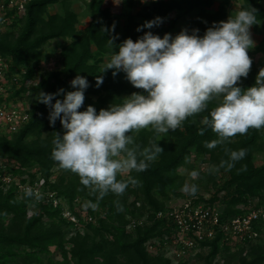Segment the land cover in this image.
Listing matches in <instances>:
<instances>
[{
	"label": "trees",
	"instance_id": "obj_1",
	"mask_svg": "<svg viewBox=\"0 0 264 264\" xmlns=\"http://www.w3.org/2000/svg\"><path fill=\"white\" fill-rule=\"evenodd\" d=\"M120 12L112 13L110 8L103 6L104 0H83L89 21L83 28H78L79 13L72 8L76 0H32L26 5L25 11L12 21V26L17 30L0 31V55L9 58L12 62L11 70L15 67L25 66L26 74L21 80V86L14 94L27 93L30 97L29 120L10 137L0 136V156H5L18 163L20 167L36 166L41 175L48 178L51 169L56 167L62 174L58 180L50 184V189L64 197L68 203L75 198L95 202V197L90 196L88 190L80 184L79 177L70 170L61 169L57 162L51 158L53 148L52 140L55 132L63 135L64 129L57 119L54 126L49 123L51 109L37 102L39 92L57 93L65 89L69 80L77 75L85 77L89 87L85 90V100L80 111H85L91 105L97 113L101 109H108L112 103H122V98L132 93H143L126 79L123 71L114 77L113 70L101 74L104 56L118 52V46L126 39L134 42L146 32L151 31L161 38L168 29L181 17L189 14L184 29L188 34L193 29H199L198 35L203 37L206 30L214 23L227 21L228 16L234 17L242 9L250 7L257 10L258 25L251 29L258 33L264 22V5L262 0H241L236 11L230 13L231 0H147L141 5H134L132 0H124ZM61 4V10L50 12L49 6ZM174 12L169 28L164 30L159 26L152 29L138 27L144 25L145 20L157 17L166 21L169 14ZM122 27L117 28L119 20ZM114 26V28H113ZM102 29H108L103 31ZM181 30V31H182ZM110 36H118L114 49L107 46ZM61 38L67 40L59 51L60 68L44 71L38 81H34L33 71L43 57L41 47L51 39ZM251 53L264 54V34L255 43ZM250 53V49L248 54ZM250 53V54H251ZM34 66V67H33ZM251 70L246 78L238 82L239 87L246 89L255 85L256 68L252 61ZM103 75V83L96 86V76ZM64 96L55 99L63 100ZM209 104V110L213 108ZM208 112L195 117H189L182 126L175 131L159 138V146L164 149L149 168L142 172H132L130 175L140 181L138 187L126 190L123 196L117 197L112 193L105 196L99 203L102 209L97 223H88L83 231H75L73 226L63 219L59 208L33 203L32 198H27L24 193L20 196L12 189L0 188V264H43L40 253L46 252L50 246L61 251V260L47 259L44 264H172L162 255H152L147 252L145 242L154 236L161 235L163 223L152 220L148 225L137 226L133 230L127 227V217H139L144 212H152L164 208L167 200L182 197L181 189L186 178L178 169L184 167L191 154L202 157L203 163L219 166L222 159H227L224 147L231 150L246 149V157L238 162L229 177L221 187H216L213 195L207 202L219 200L222 207L221 219L240 213L238 204H246L252 198H258L259 203H264V162L255 164L254 151L262 150L263 144L259 141L264 127L250 128L245 135H237L230 139L226 145H218L215 149L204 147L205 142L217 139V135L200 124V120ZM204 128V134L199 135V130ZM28 136H33L28 139ZM136 142L147 145L150 138H154L151 129L141 130L135 134ZM246 165V171H238ZM201 176L216 186L214 174L208 169L201 172ZM126 177L117 176V179ZM233 187V190L228 188ZM229 190L228 197L219 199V192ZM199 199L202 195L197 194ZM133 197L131 201H128ZM119 200L123 211L118 212L113 201ZM36 207V211L28 215V206ZM89 213H95L89 208ZM97 213V214H99ZM8 220L2 221V216ZM45 219V220H44ZM165 231V230H164ZM209 258L216 255L220 248L218 238L207 242ZM69 244V247L66 246ZM226 256L223 264H264V242L241 246L229 251L225 248ZM177 264H185L179 262ZM216 264V263H215Z\"/></svg>",
	"mask_w": 264,
	"mask_h": 264
},
{
	"label": "clouds",
	"instance_id": "obj_2",
	"mask_svg": "<svg viewBox=\"0 0 264 264\" xmlns=\"http://www.w3.org/2000/svg\"><path fill=\"white\" fill-rule=\"evenodd\" d=\"M256 13L252 7L242 9L227 21L214 23L203 37L198 35L199 29H193L191 34L184 29L174 38L167 33L161 38L148 31L135 42L131 38L124 40L100 73L113 70L115 77L123 71L131 85L143 93L134 92L122 98V103H112L98 113L91 105L80 111L89 87L83 76L77 75L70 82L73 91L39 92L37 102L51 109L50 125L59 119L65 130L63 135L55 132L51 158L61 169L76 174L89 195L95 197V202H85V208L95 210L109 193L121 197L129 186L138 187L140 181L130 174L146 171L164 152L157 142L160 135L180 128L189 117L208 112L200 124L211 128L218 137L204 143L208 149L226 145L232 137L247 134L250 128L264 127V68L259 70L254 86H237L251 69L248 51L255 42L250 28L259 24ZM162 22L157 17L136 30L152 29ZM116 39L118 36H110L107 46L114 49ZM102 83L103 75H97L96 86ZM59 95L64 96L63 100L55 99L53 104ZM212 102L215 106L209 110ZM144 129L154 132L147 145L137 143L135 137ZM203 134L201 128L199 135ZM224 152L228 158L222 159L218 167L213 166L211 173L221 168L231 171L247 155L246 149L224 147ZM238 171H246V165ZM118 175L126 179L118 180ZM198 176L196 171L190 173L192 179ZM23 191L27 198L42 199L32 187L25 186ZM181 191L194 196L198 188L185 183ZM113 203L118 212L124 210L118 199Z\"/></svg>",
	"mask_w": 264,
	"mask_h": 264
},
{
	"label": "built area",
	"instance_id": "obj_3",
	"mask_svg": "<svg viewBox=\"0 0 264 264\" xmlns=\"http://www.w3.org/2000/svg\"><path fill=\"white\" fill-rule=\"evenodd\" d=\"M31 1L0 0V21L11 16H20ZM11 66V60L0 55V136L3 137H10L29 120V106L20 101L22 92L14 94L21 86L26 68L19 66L11 70ZM25 169L27 168L20 167L12 159L0 156V188H12L19 196L24 193L25 186L39 191L42 199H33V203L59 208L61 217L68 221L75 231H83L88 223H97L101 213H89L84 207L85 203L79 198L68 203L64 197L50 189V184L54 182L51 175L46 178L39 171L29 173ZM208 198L199 199L198 195H191L184 197L175 206L165 203L163 209L152 212V219L148 217L149 212H144L146 215L143 213L139 217L128 216L127 227L133 230L137 226L150 224L152 220L161 221L162 234L149 238L145 242V248L150 254L158 251L159 255L166 256L165 258L173 264L186 263L181 257L186 253L192 256L201 247L208 249L207 242L216 238L220 245L221 240H238L237 244L244 246L258 242L261 236L259 228L264 225V203L250 204V199L246 204L237 207L241 210L240 213L221 219L223 205L219 200L208 203Z\"/></svg>",
	"mask_w": 264,
	"mask_h": 264
},
{
	"label": "rangeland",
	"instance_id": "obj_4",
	"mask_svg": "<svg viewBox=\"0 0 264 264\" xmlns=\"http://www.w3.org/2000/svg\"><path fill=\"white\" fill-rule=\"evenodd\" d=\"M125 2H127L128 0H124ZM134 2V5H137V3H142V1L144 0H132ZM240 1L241 0H233V3L229 5V9L230 12L233 13L234 11H236L240 5ZM232 2V1H231ZM123 1L120 0H108L107 3H104L103 6H108L110 8V11L112 13H119L122 7ZM262 4L264 5V0H262ZM138 6V5H137ZM72 8L77 11L79 13V22L77 24L78 28H83L89 21V14L87 13V10L85 8L84 2L83 0H76L75 3H73ZM49 11L50 12H55V11H60L61 10V4H57V5H51L49 6ZM234 9V10H233ZM170 16H168V18L166 19V21H163L159 27H161L162 30L169 28V24H170V20L173 18V13L169 14ZM14 16L8 17L6 18L4 21H0V31H4V30H17V27L12 26V21H14L15 19L12 20ZM189 17V14L184 15L182 18L180 17L175 23L174 25H172L170 27V29H168L167 34H171V36L174 38L176 35H178L181 30L183 28H185L186 25V21L187 18ZM154 19H149V20H145L146 21H152ZM122 23L123 21L120 19L117 25V28L119 29L120 27H122ZM155 27V26H154ZM250 33L252 36L253 41L256 43L261 36L264 34V22L262 23V28L259 29V32H253V30L250 28ZM68 41L67 40H63L61 38H56V39H51L48 42H46L42 47H41V51L43 54V57L40 59L39 63L35 66L33 74L34 77H32L34 79V81H38L40 79V75L41 73H43L44 71L47 70H51V69H56L58 68V62L60 60L59 57V51L62 47V45ZM252 49H250V53ZM249 53V56L251 58L252 61H254V66L257 69L255 72V75L257 76L259 73V70L261 68H264V54H260V53ZM111 57V54H106L104 56V63H106ZM34 67V66H33ZM252 69V68H251ZM250 69V70H251ZM243 79V77L241 78V80ZM240 80V81H241ZM72 80H70L67 84V86L65 87V93H67L68 91H73L75 89L72 88L71 86V82ZM20 101L23 105H27L30 106V97L27 95V93H22L20 94ZM213 105V107L215 106V102L210 103V105ZM165 135V134H161L160 138ZM33 136H28V139L32 138ZM259 141L263 144V148L262 150L259 151H254L253 153V161L255 164H261L264 162V130L262 135L260 136ZM191 158H189L186 162V165L184 167H181L178 169L179 173L184 175L186 178L185 183L188 184H196L198 191L195 195L200 194L202 195V197H211L213 195V192L215 191V188L217 187H221L224 183L225 180L228 179L229 175L227 172L224 171H219L217 173H214V180L216 183V186H212L211 182L207 181L205 177L201 176V172L205 171V170H210L213 165H207L206 163L201 162L202 161V157L201 156H197L196 154H191ZM5 157V156H3ZM7 158V157H5ZM26 171H29V173H32L34 171H38V168L36 166H30L27 169H25ZM192 171H196L199 173V176L196 179H192L190 177V173ZM51 176L53 181H57L58 177L61 176V172L56 168H52L51 169ZM229 190H233V187L228 188ZM229 190H224L219 192L218 196L219 199H222V197H228V193ZM182 193V197H173L169 200L166 201V203L170 204V205H178L184 197H189L191 195H187L185 193ZM17 195L19 196V194L17 193ZM133 199V197H130L128 199V201H131ZM82 201V200H81ZM83 203H85L86 201H82ZM255 203V202H259L258 198L255 199H251L250 200V204L251 203ZM240 204L237 205V207ZM249 205V204H248ZM246 205V206H248ZM89 208L86 209L87 212ZM101 208L98 206L94 212L97 214L99 212H101ZM34 211H36V207L29 205L28 206V215H30L31 213H33ZM147 213V211H146ZM146 213H144L143 215H146ZM102 214V213H101ZM145 217V216H143ZM2 221L6 223V221L8 220V216L3 215L2 217ZM45 220V219H44ZM260 232H261V236H260V242H264V225L260 226ZM82 231V230H80ZM258 240V241H259ZM227 242V243H225ZM222 241L221 240V245L219 248V251L216 255H214L213 257L209 258L210 264H223V260L224 257L226 256V252H225V247L227 246L229 249V251H234L242 245L241 243L238 245V240H229V241ZM67 247H69V244H66ZM208 251L209 248L207 249L206 247H201L194 255L190 256V254H185L182 258V260L186 261L185 264H208L207 263V255H208ZM153 255H159L158 251H153L151 252ZM158 253V254H157ZM40 257L43 259V264L47 261V259H52V260H61V251L60 249H58L57 247L54 246H50L48 248V250L46 252H42L40 253ZM166 257V256H165ZM172 263V262H171ZM173 264V263H172Z\"/></svg>",
	"mask_w": 264,
	"mask_h": 264
},
{
	"label": "crops",
	"instance_id": "obj_5",
	"mask_svg": "<svg viewBox=\"0 0 264 264\" xmlns=\"http://www.w3.org/2000/svg\"><path fill=\"white\" fill-rule=\"evenodd\" d=\"M120 1H122V0H120ZM147 0H144V1H142V3H137V5H141V4H143V3H145ZM232 2L230 3V4H232L233 3V0H231ZM108 2V0H104V3H107ZM103 3V4H104ZM108 7V6H107ZM234 10V9H233ZM173 14H174V12H172ZM231 13V12H230ZM228 18H229V16H228ZM58 68H60L61 67V64L58 62ZM71 80V79H70ZM69 80V81H70Z\"/></svg>",
	"mask_w": 264,
	"mask_h": 264
}]
</instances>
